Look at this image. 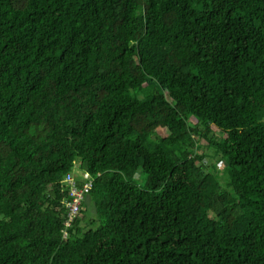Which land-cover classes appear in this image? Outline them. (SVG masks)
<instances>
[{"label": "trees", "instance_id": "obj_1", "mask_svg": "<svg viewBox=\"0 0 264 264\" xmlns=\"http://www.w3.org/2000/svg\"><path fill=\"white\" fill-rule=\"evenodd\" d=\"M0 264H264V0H0Z\"/></svg>", "mask_w": 264, "mask_h": 264}, {"label": "clouds", "instance_id": "obj_2", "mask_svg": "<svg viewBox=\"0 0 264 264\" xmlns=\"http://www.w3.org/2000/svg\"><path fill=\"white\" fill-rule=\"evenodd\" d=\"M70 173H71V174H68V175L66 176V178H65V181H66L67 185L69 186V190H70L69 196L66 197L65 200H64L65 206H66V208H67V211H66V212H67V214H68V220H67V222H69V213H70V212H69V206H70V203H72L73 200H74V198H75V196L73 195L74 190H77V191L82 190V189L84 188V185H85L88 181H92L93 184H94V182H95V177H91V175H90L89 173H85V174H84V177H83V176H80L78 173L76 174L75 172H70ZM79 184H83V185L80 186ZM93 184H92V185H93ZM89 193H90V191L84 194V197H83L81 203L84 202V200L87 198V196L89 195ZM91 203H92V202H91ZM91 203H90V204H91ZM84 210H86V208L84 207V205H81V204H80V211H79V213H82V214H83ZM88 210H89V209H88ZM88 210H87V211H88ZM74 218H79V217H77V216L75 215ZM73 220H74V219H73ZM73 220H72V221H73ZM72 221H71V222H72ZM67 222H66V223H67ZM71 222H70V223H71Z\"/></svg>", "mask_w": 264, "mask_h": 264}, {"label": "built area", "instance_id": "obj_3", "mask_svg": "<svg viewBox=\"0 0 264 264\" xmlns=\"http://www.w3.org/2000/svg\"><path fill=\"white\" fill-rule=\"evenodd\" d=\"M92 184H93L92 181H88L84 185V188L82 190H80V191L74 190L73 195L75 196V198H74L73 202L70 203V206H69V212H70L69 218L71 219V221L74 219L75 215L80 211V204H81V201L84 197V194L90 191Z\"/></svg>", "mask_w": 264, "mask_h": 264}, {"label": "rangeland", "instance_id": "obj_4", "mask_svg": "<svg viewBox=\"0 0 264 264\" xmlns=\"http://www.w3.org/2000/svg\"><path fill=\"white\" fill-rule=\"evenodd\" d=\"M206 161L209 162V159H206ZM224 166H225V163H224V162H221V163L219 164V168H220V169L224 168ZM74 172H75L76 174L78 173L80 176H83V177H84L85 172L80 171L78 166L76 167V169L74 170ZM84 211H85V210H84ZM91 211H92V208H90V209L86 212V214H90ZM70 221H71V219L69 218V222L67 223L68 225L70 224Z\"/></svg>", "mask_w": 264, "mask_h": 264}, {"label": "bare ground", "instance_id": "obj_5", "mask_svg": "<svg viewBox=\"0 0 264 264\" xmlns=\"http://www.w3.org/2000/svg\"><path fill=\"white\" fill-rule=\"evenodd\" d=\"M81 205H83V203H81ZM76 216L80 218V217H81V213L78 212V213L76 214Z\"/></svg>", "mask_w": 264, "mask_h": 264}]
</instances>
